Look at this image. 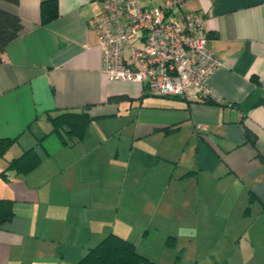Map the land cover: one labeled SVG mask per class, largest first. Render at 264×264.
Here are the masks:
<instances>
[{
    "label": "crops",
    "instance_id": "crops-1",
    "mask_svg": "<svg viewBox=\"0 0 264 264\" xmlns=\"http://www.w3.org/2000/svg\"><path fill=\"white\" fill-rule=\"evenodd\" d=\"M43 1L0 0L23 24L0 62V137L16 139L0 158V200L14 205L0 264H77L110 233L126 239L121 209H144L161 194L184 195L171 200L183 211L169 232L177 242L182 233L215 252L232 243L233 264H264V0L184 6L206 16L223 62L208 84L221 105L154 99L140 84L109 80L92 26L102 5L56 0L59 16L43 24ZM65 112L95 119L84 139L52 132L51 119ZM32 149L36 169L1 176ZM147 224L159 229L139 225Z\"/></svg>",
    "mask_w": 264,
    "mask_h": 264
},
{
    "label": "built area",
    "instance_id": "built-area-1",
    "mask_svg": "<svg viewBox=\"0 0 264 264\" xmlns=\"http://www.w3.org/2000/svg\"><path fill=\"white\" fill-rule=\"evenodd\" d=\"M92 20L111 81L147 87L155 97L221 102L208 79L223 65L209 46L206 16L189 0H93Z\"/></svg>",
    "mask_w": 264,
    "mask_h": 264
},
{
    "label": "trees",
    "instance_id": "trees-1",
    "mask_svg": "<svg viewBox=\"0 0 264 264\" xmlns=\"http://www.w3.org/2000/svg\"><path fill=\"white\" fill-rule=\"evenodd\" d=\"M13 4L19 0H3ZM58 4L56 0H46L41 3V19L43 24H49L57 19ZM23 30L21 18L0 7V62L6 53L8 45L19 38ZM120 99V98H119ZM200 103L221 105V102L200 101ZM264 106V99L260 102ZM95 119L87 113L65 112L59 116L52 118V126L54 133L62 134L66 131L71 137L84 139L90 125ZM248 139L253 145H256V137L250 131H247ZM16 143L15 138L0 137V158L4 157L11 147ZM41 163V158L34 149L28 150L19 158L10 162L6 171L1 176L6 179L7 172L14 170L17 174H27L36 169ZM251 198V202L253 201ZM14 218V205L10 200H0V230L3 225L9 223ZM168 246H176V239L170 237L167 241ZM181 252L177 259L181 258ZM77 264H157L144 255L140 254L137 247L131 241L115 234L110 233L103 238L94 248Z\"/></svg>",
    "mask_w": 264,
    "mask_h": 264
},
{
    "label": "rangeland",
    "instance_id": "rangeland-1",
    "mask_svg": "<svg viewBox=\"0 0 264 264\" xmlns=\"http://www.w3.org/2000/svg\"><path fill=\"white\" fill-rule=\"evenodd\" d=\"M149 92V91H148ZM152 98L154 97L150 92ZM174 198L178 202L183 201V194H161L153 198L150 205H146L144 209L123 210L119 211L120 215L116 217L119 225L128 227L119 229L126 239L134 243L140 254L144 255L151 261L159 264H233L232 253L225 252L231 248L232 243H220L224 250L215 251H199L195 247V242L184 240L181 233L176 246H168L167 241L170 237L169 232L175 228L173 221H183V211H172V207L179 208L180 203L171 202ZM114 215L116 210L113 211ZM141 222H153L159 226L156 230L154 225H146L143 228L139 225ZM140 230V232L138 231ZM230 250V249H229ZM183 251V256L177 259V256ZM235 264H239L235 262Z\"/></svg>",
    "mask_w": 264,
    "mask_h": 264
}]
</instances>
